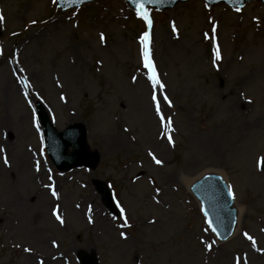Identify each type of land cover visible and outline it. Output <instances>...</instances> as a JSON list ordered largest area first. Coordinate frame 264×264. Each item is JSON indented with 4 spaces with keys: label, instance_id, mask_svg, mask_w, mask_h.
Masks as SVG:
<instances>
[{
    "label": "rangeland",
    "instance_id": "obj_1",
    "mask_svg": "<svg viewBox=\"0 0 264 264\" xmlns=\"http://www.w3.org/2000/svg\"><path fill=\"white\" fill-rule=\"evenodd\" d=\"M0 11V264H79L81 251L97 254L100 264H264V107L257 104L264 74L254 71L264 68L261 4L238 11L191 1L148 11L150 28L119 0L68 11L55 0H0ZM146 31L163 88L140 77L147 69L138 40ZM187 82L192 93L181 87ZM229 88L244 104L216 109L210 100ZM154 93L174 130L166 132ZM38 103L58 131L86 126L100 156L95 169L56 170ZM21 152L30 156L29 171L18 167ZM208 173L224 178L238 210L235 234L223 244L190 192ZM96 180L123 208L119 217L102 204Z\"/></svg>",
    "mask_w": 264,
    "mask_h": 264
},
{
    "label": "water",
    "instance_id": "obj_2",
    "mask_svg": "<svg viewBox=\"0 0 264 264\" xmlns=\"http://www.w3.org/2000/svg\"><path fill=\"white\" fill-rule=\"evenodd\" d=\"M74 1V0H73ZM85 0H82L84 2ZM127 4L137 9L140 0H124ZM189 0H156L155 3L146 4V8L159 10L171 9L178 3ZM210 6L219 2L230 3L233 0H207ZM252 0H241L238 6H242ZM264 3V0H259ZM82 2L77 0L74 5ZM165 3V5H161ZM41 117L45 126L47 146L50 156L60 170L71 169L80 165L95 168L98 163V155L91 154L86 143V130L81 125L69 127L64 133H57L49 124L45 113L41 110ZM73 146L72 154L67 150ZM264 165V162H263ZM98 192L102 195L104 203L114 210L112 196L109 190L100 182L94 183ZM193 192L203 204V211L206 214L209 224L220 240L227 239L233 232L236 223V210L233 209L232 198L228 193L224 181L215 175H208L192 187ZM81 264H97L93 255L84 252L79 254Z\"/></svg>",
    "mask_w": 264,
    "mask_h": 264
},
{
    "label": "snow or ice",
    "instance_id": "obj_3",
    "mask_svg": "<svg viewBox=\"0 0 264 264\" xmlns=\"http://www.w3.org/2000/svg\"><path fill=\"white\" fill-rule=\"evenodd\" d=\"M79 2H82V0H79ZM155 2H156V0H140V2L137 4V14L140 16L141 19H143L144 21L147 22L149 28L152 25V20H151V17L149 15V12H148V10L146 8V4H151V3H155ZM237 10L239 11V9H237ZM3 20H4V16H3L2 13H0V21H3ZM173 27H175V26H173ZM213 31H215V28H213ZM101 39L102 40L104 39L103 34H101ZM150 43H151V35H150V32L146 31V32H144V34H143V36L141 38L142 56H143V61H144V67L150 73L148 79L151 82V85H152L153 89L163 88L164 85L159 79V74L156 71L155 62L151 58ZM214 56H215L216 60H220L221 59V54H220V49H219V45L218 44L216 45ZM152 99L154 101H156L155 110H156L157 114L159 115L161 122L164 124V128H165L166 132L168 130H174V129H172V120H171V118H167L166 119L164 117L163 113L161 112L160 103H159V100H157V97H156L155 93L152 95ZM164 100L167 101L169 106H171V101L168 99V97L166 95L164 96ZM37 127H39L38 124H37ZM167 140H168L169 143L173 144V146H174V141H173L172 136L170 134L167 135ZM150 155H152V154L150 153ZM152 159L155 161V163L157 165L162 163V161L157 159L155 155H152ZM4 162L6 164L8 163L7 157H5ZM37 170H38V168H37ZM229 191H230V194H231V189ZM52 195L54 197H57V199L59 198L58 197V193L54 189L52 190ZM233 198H234V194H233ZM123 211H124L123 208H121V212H123ZM53 214L56 216V219L59 220L61 224L64 223V220L59 215L58 210L55 211ZM125 222H126V218H125ZM121 235L123 236L124 234L121 233ZM245 235H247V234H245ZM124 238L127 239L126 236ZM248 239L252 240V237L248 236ZM253 244H255V241H253ZM207 247L210 250L212 245L209 244ZM25 251L27 252V251H31V250L26 248Z\"/></svg>",
    "mask_w": 264,
    "mask_h": 264
},
{
    "label": "bare ground",
    "instance_id": "obj_4",
    "mask_svg": "<svg viewBox=\"0 0 264 264\" xmlns=\"http://www.w3.org/2000/svg\"><path fill=\"white\" fill-rule=\"evenodd\" d=\"M138 42L140 43L139 45L142 47L141 40H138ZM76 60L78 61V58H77V56L75 54H73V64H75ZM184 60H185L186 63L188 62V65H187V67H188L189 63L191 62V60H189L188 58H185ZM74 66H76V65H74ZM263 69L264 68H262V69L258 68V69H254V71L257 72V73L260 72V74H264V70ZM1 70L4 71V67H2V65L0 66V83H2V82L4 83V81H6L5 80L6 79V74L5 73L3 74L1 72ZM27 75H28V73H27ZM149 75H150L149 71L146 70L145 72H143L140 75V77H142L145 80V82H148V83L151 84V82L148 79ZM77 76H78V74H77ZM251 76H252V74L250 73V75H247L245 78L246 79H248V78L252 79ZM29 77H30V75L27 76V78H29ZM258 80H260V81L263 80V76L261 75L258 78ZM73 81L77 82L74 79V77H73ZM243 81L244 80H242V82ZM249 81H251V80H249ZM74 86L77 87V86H80V85H79V83L78 84L74 83ZM181 87H182V89L184 91H186L188 93H192L193 92V87L188 82L184 83ZM208 90L210 92H212V94L214 96L218 94V91H217V89L214 86L209 85L208 86ZM210 102L214 105V107L216 109H218V110H226V111H236V110L239 109L240 106H242L244 104V100L238 96V92H235V90L231 89V88L227 89V91L224 93L223 97L220 100L212 99V100H210ZM257 104L260 107H264V94H263V96L260 97V99L258 100ZM261 121H262V118L260 117V118H255V119H253L250 122H251L252 125H256V124H259ZM157 125L160 126V124H157ZM7 129H8V134L10 133L9 135H11V129L10 128H7ZM16 160L19 161V163H18V167L19 168H22V170L25 169V171H29L30 170V168H29V166H30V156L27 153L21 152L20 155H18L16 157ZM154 164L156 165L155 162H154ZM146 222L147 221H143V223H142V225L140 227V231L141 232L143 231V228H144ZM107 226H108V222L104 221L102 227L105 228V229H108L109 227L107 228ZM124 237L125 236H122L120 238L121 239H125Z\"/></svg>",
    "mask_w": 264,
    "mask_h": 264
}]
</instances>
